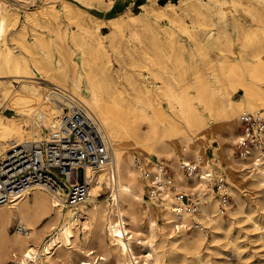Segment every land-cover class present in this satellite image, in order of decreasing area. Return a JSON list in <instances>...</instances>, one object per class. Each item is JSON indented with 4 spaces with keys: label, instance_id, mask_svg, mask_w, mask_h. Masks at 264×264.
<instances>
[{
    "label": "bare ground",
    "instance_id": "6f19581e",
    "mask_svg": "<svg viewBox=\"0 0 264 264\" xmlns=\"http://www.w3.org/2000/svg\"><path fill=\"white\" fill-rule=\"evenodd\" d=\"M234 2L236 13L229 16L226 7H223L220 26L225 33L231 30L243 35L246 23L236 16L241 3L239 0ZM174 6L171 4L168 9L162 6L153 10L146 4L141 5L143 12L132 11L127 12V16L112 18L111 32L107 34L112 46L121 51L116 44V32L122 31V26L130 22L131 25L143 24L147 33L130 28V37L137 49L145 53L148 47L156 49V38L160 31L155 29L152 20L166 16L179 21L181 15ZM66 10L68 16L77 22L78 29L65 28L60 32L58 27V35L65 42L57 49L62 58L47 50L49 45L41 33L33 32L34 45L39 43L46 48L43 64L42 59L34 55V45L26 41V23L17 27L19 12L1 5L0 107L7 106L19 116L0 114V151L7 152L21 142L41 141L45 138V129L50 131L53 128L59 108L47 97V90L42 92L46 86L42 81H46L70 89L101 120L113 143L115 172L113 174L109 166L96 171L87 168V177L91 181L90 194L76 206H67L62 192L53 191L45 185L34 187L11 205L0 204V264H48L54 259H60L62 264H73V261L77 264H180L186 261L185 254H181L180 250L191 255L192 264H210L203 253V246L208 240L200 232L202 224L197 226L196 222L200 221L213 229V241L217 240L222 230L228 232L229 225H225L218 199L204 179L205 172L215 169L208 163L203 139L211 135L225 150L228 166L232 170H248L252 172L251 183L264 186V165L258 159V151L253 150L241 158L232 155V149L223 143L228 137L233 144L238 141L239 133L232 123L222 130L213 128L200 135L202 129L209 128L205 117L189 102L188 89L177 91L176 83L184 80V74L177 77L171 74L175 78L172 81L156 68L146 72L135 58L132 60L134 71L124 69L122 73L115 74L103 39L105 35L97 33L101 29L100 24L83 22L80 10L74 11L69 5ZM40 13L45 14L46 9L26 11L25 18L38 24ZM50 13L55 17L58 14L53 5ZM197 13L203 14L200 9ZM245 13L248 15L249 11ZM260 24L259 18L255 17L245 33V43L251 52H241L244 58L240 64L228 57L222 65L231 74L245 69L246 74L256 79L244 85L246 101H238L234 107H228L227 118L233 119L239 109L254 111L264 106V25ZM10 31L11 37L17 35L18 40H22L23 48L32 52L33 63L45 78L38 77L32 71L26 57L13 54L6 40ZM93 38H97L96 44L90 41ZM195 42L199 44L201 41L195 39ZM126 49L131 53L129 48ZM76 54L80 55V60L75 59ZM88 54L91 58L87 57ZM191 54L194 58V53ZM249 56L254 60L248 59ZM185 61L184 57H178L174 68L184 69ZM151 63L161 65L156 60H151ZM147 74H152L155 82L162 83L166 90L164 94L168 97L167 106L156 105L151 100L153 94ZM130 89L138 90L136 97L145 102L140 106L126 103L131 109L121 110L118 108L121 104L119 100L128 99L126 92ZM149 111L153 113L152 116ZM182 122L195 133L184 134ZM180 142L183 144L181 149ZM136 151L143 153L147 159L153 155L171 160L174 178L182 191L190 194L209 193L208 199L201 201L197 213L188 209L180 214L176 212L173 206L176 199L170 191L165 192L164 200L148 198L147 185L150 182L144 177L143 170H153L159 163L166 162H154L143 169L134 155ZM180 159L200 163L204 177L187 176L180 169ZM105 188L110 194L100 198ZM241 208L242 205L236 212H241ZM158 219L163 221L161 226ZM193 222L194 233L192 237H187L184 231L192 228ZM11 227L15 228V232H11ZM80 233L84 234V241L80 240Z\"/></svg>",
    "mask_w": 264,
    "mask_h": 264
},
{
    "label": "rangeland",
    "instance_id": "374dc122",
    "mask_svg": "<svg viewBox=\"0 0 264 264\" xmlns=\"http://www.w3.org/2000/svg\"><path fill=\"white\" fill-rule=\"evenodd\" d=\"M239 1L241 6L236 16L242 18L246 23L243 35H237L231 32V30L225 33L220 26V16L223 7H226L229 16L232 13H236L234 0H0V10L1 5L5 4L9 9L18 11L19 22L17 27L20 28L23 22L26 23L27 43L34 45L33 41L35 37L33 32L41 33L49 45V49L47 48V50H51L54 56L62 58L61 53L57 49L59 46H63L65 42L58 35V27H60V32L65 28L69 30L78 29L77 22L67 14L66 6L69 5L74 11L80 10V19L83 22L91 25L100 24L101 29L97 33L105 35L103 39L112 58V67L114 68L115 74L122 73L124 69L134 71L135 67L132 65L134 58L141 62L142 66H144L142 69L146 72H149L151 68H156L166 78L172 81L175 78L171 74H174L176 77L181 73L184 74V80L181 83H176L177 91L183 92L186 89L190 91L189 102L201 112L207 121V127H209L202 129L200 135H203L213 128L222 130L230 123L234 124L237 128V133H240L239 118L241 113L245 110L255 112L264 109V106L254 111L239 109L233 119L227 118L226 116L228 107H234L238 101H246L244 85L254 82L256 79L246 74L245 69H240L242 73L237 71L235 74L234 72L231 74V71H226V68L222 65L228 57L240 64V60L244 58L241 52H245V54L251 52V49H248L245 43L247 39L245 33L247 34L255 17H258L261 21L260 26L264 25V2L260 0ZM146 4L147 7L153 10L159 9L162 6L168 9L171 4H175L176 6L174 7L177 8L181 17L179 21H173L166 16L153 18L152 24L155 26V29L160 31V34L156 38L157 48L148 47L146 48L147 53L138 50L130 37V28H135L147 35L144 31L143 24L131 25L130 22L125 23L122 26V31L118 30L116 32V44L119 45L121 50L118 52L112 46L107 35L111 32V19L119 15L127 16V12H143L144 8L141 5ZM52 5L58 11L56 17L50 13ZM194 6L200 9V12L202 11L203 14L198 15V9H194ZM42 8L46 9V13H40L38 24L26 20V11H38ZM247 10L249 11L248 15L245 13ZM185 27H187V31ZM10 33L11 31L7 34L6 40L12 47L13 54L26 57L30 61L32 71L38 77L45 78L43 72L33 63L32 52L23 48L22 40H18L17 35L11 37ZM193 38L201 42L196 44ZM90 41L96 44L97 38H93ZM69 42L70 45H73L71 40ZM126 48H129L131 53ZM33 50L34 55L40 57L43 64H45L44 56L46 48L36 43ZM191 52L194 53V58ZM181 56L186 61L184 62V69L178 70L174 67L176 66V59ZM87 57L91 58V55L88 54ZM195 58L196 61H194ZM75 59L80 60V55L76 54ZM248 59L254 60L251 56ZM151 60H156L161 65H153ZM147 75L153 94L151 100L156 105L167 106L168 97L164 94L166 90L162 87V83L155 82L152 74ZM42 83L46 85L42 92L45 90L48 91L49 87L52 86V84L46 81H42ZM126 93L129 98L125 101L119 100L121 102L118 107L119 109H131L126 103H131L135 106L144 104V100L136 97L139 94L138 90L130 89ZM157 94L159 95L157 96ZM0 112L1 115L5 114L10 117L19 116L14 111L7 109V106L0 107ZM149 113L151 116L153 115L151 111ZM31 117L33 118V116ZM181 125L184 126V134L195 133L188 126H185L184 122ZM48 132V129H45L43 132L45 137ZM194 135L199 137V135ZM203 140L211 167L225 172L232 195L230 208L226 213H222L225 225H229L228 232L222 230L217 240L213 241V229L209 225H204L198 221L205 228V231H201L200 229V232L205 234L208 240L203 246V253L207 255L210 264H264V186H255L251 183L253 179L252 172H248V170H244L243 172L232 170L228 166V157L225 154V150L211 135H209L208 139L204 138ZM230 141V137H228L223 140V143L232 149V155L235 158H241L236 150L235 143L233 144ZM182 145V142H180L179 149H181ZM134 155L143 165V169L153 165L154 162L156 164L163 160L174 170L171 165L172 161L167 160L164 156L152 155L150 159H147L143 153L138 151ZM103 192L100 198H105L110 194V191L106 188ZM240 205H242L241 212H236L239 210ZM158 223L161 226L163 223L162 219H158ZM193 225H195L194 222L192 223ZM258 226L260 229L257 228ZM187 227L189 228L190 226ZM194 227L184 231L187 237H192ZM11 232H15L14 227H11ZM79 236L80 240L84 241V234L80 233ZM69 250L67 249V251ZM180 253L185 254L186 260L180 264H192L191 255L184 253L183 250H180ZM4 264L6 263L4 262ZM48 264H62V261L60 259H54ZM73 264H77V262L73 261ZM111 264L114 263L111 262Z\"/></svg>",
    "mask_w": 264,
    "mask_h": 264
},
{
    "label": "built area",
    "instance_id": "2783aa9c",
    "mask_svg": "<svg viewBox=\"0 0 264 264\" xmlns=\"http://www.w3.org/2000/svg\"><path fill=\"white\" fill-rule=\"evenodd\" d=\"M47 97L59 108L58 118L47 136L41 141L18 143L4 153L0 151L1 205H11L34 187L45 185L62 192L67 206H76L90 194L87 168L96 171L109 166L113 174L115 172L113 143L90 107L71 91L57 85L49 88ZM239 123L236 150L241 157L257 150L258 159L264 165V109L242 112ZM180 162V169L187 176L203 178L205 175L222 213H226L232 195L225 172L215 168L202 175L200 163L194 160ZM143 174L150 182L148 198L164 200L165 192L170 191L176 199L174 210L179 214L187 209L196 213L201 201L209 197L207 192L190 194L182 191L167 163H159L153 170H143ZM196 224L200 225L198 221ZM200 229L205 231L202 225Z\"/></svg>",
    "mask_w": 264,
    "mask_h": 264
}]
</instances>
